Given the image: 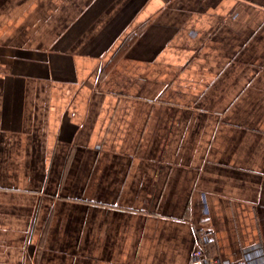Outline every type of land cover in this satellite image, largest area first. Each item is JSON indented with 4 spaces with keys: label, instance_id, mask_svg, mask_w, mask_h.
<instances>
[{
    "label": "crops",
    "instance_id": "crops-1",
    "mask_svg": "<svg viewBox=\"0 0 264 264\" xmlns=\"http://www.w3.org/2000/svg\"><path fill=\"white\" fill-rule=\"evenodd\" d=\"M264 264V0H0V264Z\"/></svg>",
    "mask_w": 264,
    "mask_h": 264
},
{
    "label": "built area",
    "instance_id": "built-area-1",
    "mask_svg": "<svg viewBox=\"0 0 264 264\" xmlns=\"http://www.w3.org/2000/svg\"><path fill=\"white\" fill-rule=\"evenodd\" d=\"M214 231L206 229L199 233L198 243L194 248L191 264H247L245 260L240 259L236 261L223 260L216 257H211L205 248V243L213 239Z\"/></svg>",
    "mask_w": 264,
    "mask_h": 264
}]
</instances>
